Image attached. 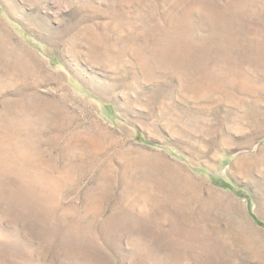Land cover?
I'll return each mask as SVG.
<instances>
[{"label":"rangeland","instance_id":"374dc122","mask_svg":"<svg viewBox=\"0 0 264 264\" xmlns=\"http://www.w3.org/2000/svg\"><path fill=\"white\" fill-rule=\"evenodd\" d=\"M0 264H264V0H0Z\"/></svg>","mask_w":264,"mask_h":264}]
</instances>
